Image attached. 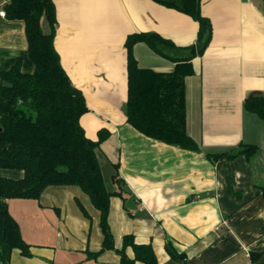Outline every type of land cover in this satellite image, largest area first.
Listing matches in <instances>:
<instances>
[{
    "label": "crops",
    "instance_id": "obj_1",
    "mask_svg": "<svg viewBox=\"0 0 264 264\" xmlns=\"http://www.w3.org/2000/svg\"><path fill=\"white\" fill-rule=\"evenodd\" d=\"M52 1L55 49L88 108L80 124L90 139L101 129L109 132L97 159L106 189L121 193L110 198L107 217L115 250L131 234L135 243L152 246L158 264H264V256L250 259L264 249V120L244 108L246 98L264 96L263 1L200 0L212 35L185 80L187 131L196 150L148 138L126 122L124 43L129 34L150 32L191 55L197 22L151 0ZM6 2L0 0V9ZM41 29L49 31L44 18ZM133 55L140 68L174 69L142 42ZM17 63L23 73L34 71L24 23L0 17V73ZM11 109L0 95V118ZM241 144L255 145L256 153L248 160L208 157ZM0 176L20 179L22 172L0 169ZM5 208L29 256L3 242ZM99 222L100 213L76 186H49L38 200L0 198V264H119L115 250L101 251ZM167 247L181 258L173 259ZM126 254L133 256L130 248Z\"/></svg>",
    "mask_w": 264,
    "mask_h": 264
},
{
    "label": "trees",
    "instance_id": "obj_2",
    "mask_svg": "<svg viewBox=\"0 0 264 264\" xmlns=\"http://www.w3.org/2000/svg\"><path fill=\"white\" fill-rule=\"evenodd\" d=\"M151 1L197 22L195 46L198 54H202L210 43L212 26L201 14L200 0ZM3 8L8 19L23 21L28 56L35 68L32 73H23L17 63L0 73V95L12 106L10 112L0 118V144L4 145L0 148V169L22 172L20 179L0 176V198L38 200L49 186L79 187L100 213L101 251L115 250L107 217L110 198L121 193H110L106 189L97 159V150L109 132L101 129L95 139H90L80 124L88 108L83 93L73 86L63 69L54 46L55 5L52 0H7ZM43 18L49 26L47 34L41 29ZM139 42L171 61L173 71L162 73L140 68L133 55V46ZM124 46L126 122L148 138L184 150H196L198 146L188 134L186 119L185 80L193 75V56L188 54V48H178L150 32L129 34ZM244 108L264 120V96L246 98ZM256 151L255 145L241 144L236 150L208 157L212 161H230L242 155L248 160ZM112 180L119 181L117 176ZM1 216L3 242L10 249H18L21 255L29 256V246L23 241L17 222L6 208ZM128 248L132 257L126 254ZM115 251L120 256L119 264H158L152 246L135 243L131 234L123 236L121 248ZM167 252L175 260L181 258L168 247ZM262 256L264 249L251 253L250 259L255 262Z\"/></svg>",
    "mask_w": 264,
    "mask_h": 264
},
{
    "label": "rangeland",
    "instance_id": "obj_3",
    "mask_svg": "<svg viewBox=\"0 0 264 264\" xmlns=\"http://www.w3.org/2000/svg\"><path fill=\"white\" fill-rule=\"evenodd\" d=\"M102 157V156H101ZM101 167H102V173H103V175H104V178H105V180H106V182H108L109 180H108V171L107 170H109V168L107 167V165H106V163L104 162V160L102 159V163H101ZM109 186V185H108ZM110 187V186H109Z\"/></svg>",
    "mask_w": 264,
    "mask_h": 264
},
{
    "label": "water",
    "instance_id": "obj_4",
    "mask_svg": "<svg viewBox=\"0 0 264 264\" xmlns=\"http://www.w3.org/2000/svg\"><path fill=\"white\" fill-rule=\"evenodd\" d=\"M196 53H198V48L196 46L191 47L190 54L192 56H195ZM0 131H1V128H0Z\"/></svg>",
    "mask_w": 264,
    "mask_h": 264
},
{
    "label": "built area",
    "instance_id": "obj_5",
    "mask_svg": "<svg viewBox=\"0 0 264 264\" xmlns=\"http://www.w3.org/2000/svg\"><path fill=\"white\" fill-rule=\"evenodd\" d=\"M0 17H5V11L3 9H0Z\"/></svg>",
    "mask_w": 264,
    "mask_h": 264
}]
</instances>
